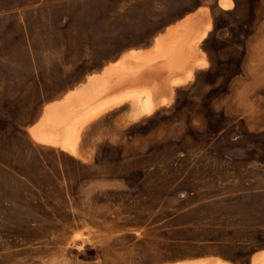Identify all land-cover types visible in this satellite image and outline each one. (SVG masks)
Returning a JSON list of instances; mask_svg holds the SVG:
<instances>
[{"label":"rangeland","instance_id":"obj_1","mask_svg":"<svg viewBox=\"0 0 264 264\" xmlns=\"http://www.w3.org/2000/svg\"><path fill=\"white\" fill-rule=\"evenodd\" d=\"M202 9L190 77L70 136V93ZM0 264H264V0H0Z\"/></svg>","mask_w":264,"mask_h":264},{"label":"bare ground","instance_id":"obj_2","mask_svg":"<svg viewBox=\"0 0 264 264\" xmlns=\"http://www.w3.org/2000/svg\"><path fill=\"white\" fill-rule=\"evenodd\" d=\"M207 16V10L202 9L199 11L198 15L188 16L180 24L169 27L166 34L156 38L157 49L155 52H139L137 54L130 52L121 57L117 62L111 64L105 70L103 77L96 76V78H94L97 79L99 84H94L89 87L88 92L85 94L86 96L78 100V103L74 105L73 108L69 99H71L74 94L70 93L66 97L65 108L60 112L61 115L65 110L74 109L71 112L69 111L71 113L69 114L70 116L80 112V114L76 116V122H73L70 126L68 122L67 126H65L66 129L68 126L71 127L70 136L77 130L81 122L117 104L123 98L133 96L128 92L119 93L117 91H110L111 86L125 84V82L134 79L136 81L138 80V82H144L146 86L138 95L136 94L134 96L135 101L140 105V111L148 112L154 108L155 104L149 98L150 91L156 88L158 92L167 93L169 90L168 81L174 70L180 71L185 67L187 73L186 77H190L194 67L205 62L204 59L199 58L200 55L196 48L198 42L205 36L210 26ZM189 60L192 61L191 65L188 64ZM186 77L180 76L179 79L183 81ZM143 92L147 93V98L142 97ZM158 98V100L155 99L154 101L158 102L162 100L163 96ZM57 109L58 106L47 107L44 119L33 129L32 132L38 139H40L43 133L50 135L60 129H65V127L62 126L63 124L59 122L58 117H55L51 122L46 120L53 112L56 111L57 113ZM65 121L67 122V120Z\"/></svg>","mask_w":264,"mask_h":264},{"label":"crops","instance_id":"obj_3","mask_svg":"<svg viewBox=\"0 0 264 264\" xmlns=\"http://www.w3.org/2000/svg\"><path fill=\"white\" fill-rule=\"evenodd\" d=\"M181 19V18H180ZM174 23V22H173ZM169 25V24H168ZM60 100V99H59ZM57 101V100H56Z\"/></svg>","mask_w":264,"mask_h":264}]
</instances>
